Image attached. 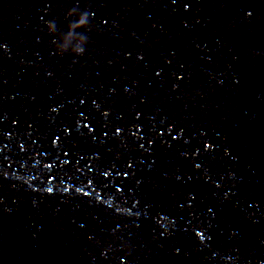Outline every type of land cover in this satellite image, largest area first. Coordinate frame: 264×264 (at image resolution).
Listing matches in <instances>:
<instances>
[{"label":"water","instance_id":"1","mask_svg":"<svg viewBox=\"0 0 264 264\" xmlns=\"http://www.w3.org/2000/svg\"><path fill=\"white\" fill-rule=\"evenodd\" d=\"M0 264H264V0H0Z\"/></svg>","mask_w":264,"mask_h":264},{"label":"clouds","instance_id":"2","mask_svg":"<svg viewBox=\"0 0 264 264\" xmlns=\"http://www.w3.org/2000/svg\"><path fill=\"white\" fill-rule=\"evenodd\" d=\"M67 16L69 18H77L70 20L66 32L60 31L59 34L56 21H47L48 32L54 37L53 44L55 45V50L61 56L66 53H71L76 57L83 56L89 43V37L85 33L91 30L90 13L87 10L78 12L76 8H72L68 11ZM123 247H127V245Z\"/></svg>","mask_w":264,"mask_h":264}]
</instances>
